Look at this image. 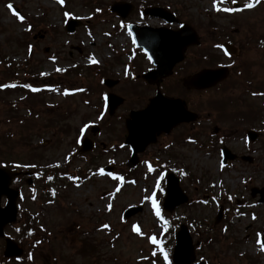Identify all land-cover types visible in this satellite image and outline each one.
<instances>
[{"label": "rangeland", "instance_id": "374dc122", "mask_svg": "<svg viewBox=\"0 0 264 264\" xmlns=\"http://www.w3.org/2000/svg\"><path fill=\"white\" fill-rule=\"evenodd\" d=\"M117 1L134 6L124 20L109 12ZM250 2L218 0L231 9L225 12L214 10L213 0H0V163L36 171L32 187L21 183L18 207L44 224L42 238L26 234L27 215L5 232L24 252L33 249L35 264H171L180 224L196 263L264 264V0L246 8ZM138 5L163 7L197 32L200 46L186 52L160 91L181 98L198 120L158 137L130 170L124 121L145 108L155 88L131 77L150 64L127 26L163 25ZM70 20L80 24L72 32ZM222 43L234 46L236 57L225 59ZM221 65L230 66L229 80L217 88L191 93L181 86L191 71ZM102 79L118 85L106 88ZM108 93L123 98L112 114ZM84 137L94 146L82 155ZM223 148L250 161L224 164ZM168 172L189 200L171 213L162 209ZM131 207L140 211L123 220Z\"/></svg>", "mask_w": 264, "mask_h": 264}, {"label": "water", "instance_id": "95a60500", "mask_svg": "<svg viewBox=\"0 0 264 264\" xmlns=\"http://www.w3.org/2000/svg\"><path fill=\"white\" fill-rule=\"evenodd\" d=\"M131 10L132 6L126 3H114L110 8V12L116 13L122 19ZM143 14L149 17H159L169 24L176 21L172 14L162 8H147L143 11ZM75 25H77L75 22H69L67 30L73 31ZM129 29L133 34L136 47L141 48L156 66L157 73H152L155 79L165 77L170 73L172 67L182 60V53L187 46L198 44L192 29L185 25H182L176 32L137 27H130ZM225 72V69L202 70L195 76L185 80L184 85L196 90L207 89L222 81L225 78ZM143 78L149 83L152 82L150 74L144 75ZM106 84L111 85L109 82ZM106 100L110 113L122 103L121 98L112 94L108 95ZM195 119L196 116L185 109L183 102L166 99L157 93L144 110L131 112L129 119L125 122L127 137L124 144L131 148V156L127 166L132 168L138 163L137 155L156 141V135L159 133L167 134L176 124L192 122ZM254 139L255 135L252 136V140ZM91 147V143L84 141L82 151H90ZM224 153L228 159H233V156L229 155L227 151H224ZM243 160L245 159L243 158ZM19 175L20 173L15 170L0 168V200L3 196L7 199L5 206L0 207V238L4 236V227L16 221L15 202L19 193L16 190H11L9 186L12 179ZM165 179L166 196L163 208L171 212L175 207L187 203L188 199L179 187V180L173 174H167ZM260 194L262 195L263 192L261 191ZM252 195H255L254 191ZM139 211V208H130L123 213L122 217L128 218ZM175 237L176 246L173 252V264H192L195 261V256L187 228L183 225L180 226ZM262 244L264 246V239ZM21 253L22 251L17 245L10 239H5L4 257H20Z\"/></svg>", "mask_w": 264, "mask_h": 264}, {"label": "snow or ice", "instance_id": "6c2138e0", "mask_svg": "<svg viewBox=\"0 0 264 264\" xmlns=\"http://www.w3.org/2000/svg\"><path fill=\"white\" fill-rule=\"evenodd\" d=\"M57 2L62 4V3H63V0H57ZM217 2H218V0H213V8H214V10H216V11H225V12H230V11H231V9H229V8H223V9H222V8L218 7V6H217ZM219 2L223 3L224 0H219ZM233 2H234V0H233ZM255 3H259V0H253V2L247 3V4L245 5V7H246V8H251V7L254 6ZM8 7H9V9L11 10L12 6L9 5ZM13 15H16V13L13 12ZM92 62H95V61H92ZM58 71H60V70L58 69ZM11 86H12V87H15V85H11ZM25 87H30V86L25 85ZM31 90H32V91H38V89H35V88H33V89H31ZM253 95H257V93H253ZM49 179H51V177H49ZM108 207L110 208V205H109ZM155 210H156V215L159 216V215H160V213H159V209L156 208ZM103 227H104V228H107L108 225H104ZM133 230L136 231V232L139 234V230H138V229H136V228L134 227ZM149 239H150V242H151V243H153V244H157V241L155 240L154 237H150ZM161 252H162V254H163V250H161ZM165 259H166V254H165Z\"/></svg>", "mask_w": 264, "mask_h": 264}, {"label": "trees", "instance_id": "16d2710c", "mask_svg": "<svg viewBox=\"0 0 264 264\" xmlns=\"http://www.w3.org/2000/svg\"><path fill=\"white\" fill-rule=\"evenodd\" d=\"M35 224H36V220L35 219H30L29 220V224H28V228H30L31 226H33ZM24 262H28L30 264H33L31 256H30V254L28 252H26V254L24 256ZM19 264H23V260Z\"/></svg>", "mask_w": 264, "mask_h": 264}, {"label": "flooded vegetation", "instance_id": "af4514ba", "mask_svg": "<svg viewBox=\"0 0 264 264\" xmlns=\"http://www.w3.org/2000/svg\"><path fill=\"white\" fill-rule=\"evenodd\" d=\"M183 62H184V61H183ZM180 65H182V64H179V65L176 66V69L174 70V73L172 74V76L175 74L176 70L179 68ZM151 69H152V68L150 67L147 71H149V70H151ZM195 72H196V71H191V72L188 74V76H189V75H192V74L195 73ZM172 76H171V77H172ZM163 82H164V80H161V79L158 80L157 83H156L157 85H155L154 87H155L156 89H159V90H160L161 85L163 84Z\"/></svg>", "mask_w": 264, "mask_h": 264}, {"label": "bare ground", "instance_id": "6f19581e", "mask_svg": "<svg viewBox=\"0 0 264 264\" xmlns=\"http://www.w3.org/2000/svg\"><path fill=\"white\" fill-rule=\"evenodd\" d=\"M123 41H125V38H124V37H122V38L120 39V43L123 42Z\"/></svg>", "mask_w": 264, "mask_h": 264}]
</instances>
